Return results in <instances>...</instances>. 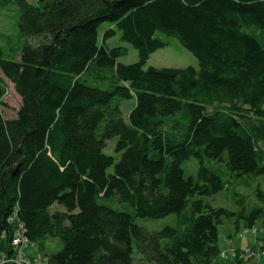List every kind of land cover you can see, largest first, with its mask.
I'll use <instances>...</instances> for the list:
<instances>
[{
  "label": "trees",
  "instance_id": "trees-1",
  "mask_svg": "<svg viewBox=\"0 0 264 264\" xmlns=\"http://www.w3.org/2000/svg\"><path fill=\"white\" fill-rule=\"evenodd\" d=\"M10 5L20 18L17 41L0 45V253L12 216L35 247L59 240L46 264H212L224 218L238 232L264 226V0H0ZM103 23L136 63L118 62L128 50L107 46L113 29L99 38ZM157 32L199 69L146 68L167 46ZM4 78L22 99L13 120ZM190 159L199 169L186 178ZM224 191L236 211L203 200ZM169 215L176 227L138 224Z\"/></svg>",
  "mask_w": 264,
  "mask_h": 264
},
{
  "label": "rangeland",
  "instance_id": "rangeland-1",
  "mask_svg": "<svg viewBox=\"0 0 264 264\" xmlns=\"http://www.w3.org/2000/svg\"><path fill=\"white\" fill-rule=\"evenodd\" d=\"M31 3H36L38 0H29ZM20 18V11L17 6L10 5L7 8L0 7V45L3 46L7 42H16L18 35V21ZM113 29L116 32L114 37H111L107 41V46L112 49L115 47H122L128 50V54L119 59L120 64L130 65L138 61V51L128 43L121 40V34L111 23H103L99 27V38L102 39L103 35ZM156 38L164 41L167 46L156 53H154L146 66V68H187L194 67L199 69V63L197 58L185 49L180 42L173 37L166 36L161 32L156 33ZM7 95L4 98L3 113L6 120H13L17 117L18 111L22 105V99L16 92L14 85L7 80ZM97 84V83H96ZM101 86V85H98ZM106 87V84L102 85ZM136 104V99L133 98L129 101H124L121 104V109L123 111V117L127 121L131 110ZM116 140L109 143L107 153L114 154V146ZM185 170V177L196 176L199 169V163L195 159H190L183 165ZM262 184V191L264 192V177L259 178ZM256 186V185H255ZM241 192L251 195L246 190L242 189ZM228 192L224 191L215 197H204L205 203H209L214 207H226L231 210L236 211L237 208L234 206L233 202L228 200ZM254 197H251V204L254 202ZM231 202V203H230ZM63 210L62 207L56 205L51 208V213ZM138 224L143 226L149 231L162 230L167 226L176 227L177 217L176 215H169L165 218L153 220V219H140ZM258 233L250 232L242 236L245 233V227L242 224L241 229L238 232L235 229V224L233 219L224 218L223 224L219 226V241L221 254L212 264H232L237 261V259L244 261V264H264V226L259 221L256 224ZM254 231V230H253ZM231 241L234 248L230 250L223 251L225 241ZM47 245V246H46ZM46 252L49 254L56 253L61 250L62 245L59 240H49L46 243ZM235 249V250H234ZM232 250V251H231ZM46 252L42 248L35 247L29 253V258L33 264H46ZM262 254V257L258 254ZM261 258V260L259 259Z\"/></svg>",
  "mask_w": 264,
  "mask_h": 264
},
{
  "label": "built area",
  "instance_id": "built-area-1",
  "mask_svg": "<svg viewBox=\"0 0 264 264\" xmlns=\"http://www.w3.org/2000/svg\"><path fill=\"white\" fill-rule=\"evenodd\" d=\"M9 223L15 225L11 236L10 251L0 253V264H33L29 253L35 248V245L27 237L25 226L15 216L9 218ZM245 232L256 233V231L250 230ZM258 255L262 257V254Z\"/></svg>",
  "mask_w": 264,
  "mask_h": 264
},
{
  "label": "crops",
  "instance_id": "crops-1",
  "mask_svg": "<svg viewBox=\"0 0 264 264\" xmlns=\"http://www.w3.org/2000/svg\"><path fill=\"white\" fill-rule=\"evenodd\" d=\"M225 245H224V248L222 249L223 251H227V250H230V248H234L233 244L231 241L227 242V240L225 241ZM235 250V249H234ZM232 251V250H231Z\"/></svg>",
  "mask_w": 264,
  "mask_h": 264
}]
</instances>
